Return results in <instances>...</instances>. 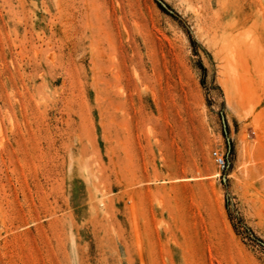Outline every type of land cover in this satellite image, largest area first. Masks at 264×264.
<instances>
[{"label":"rangeland","instance_id":"obj_1","mask_svg":"<svg viewBox=\"0 0 264 264\" xmlns=\"http://www.w3.org/2000/svg\"><path fill=\"white\" fill-rule=\"evenodd\" d=\"M0 264H264V0H0Z\"/></svg>","mask_w":264,"mask_h":264},{"label":"built area","instance_id":"obj_2","mask_svg":"<svg viewBox=\"0 0 264 264\" xmlns=\"http://www.w3.org/2000/svg\"><path fill=\"white\" fill-rule=\"evenodd\" d=\"M212 158L220 171H227L230 168L231 159L227 149L224 152H221L219 149L213 150Z\"/></svg>","mask_w":264,"mask_h":264},{"label":"bare ground","instance_id":"obj_3","mask_svg":"<svg viewBox=\"0 0 264 264\" xmlns=\"http://www.w3.org/2000/svg\"><path fill=\"white\" fill-rule=\"evenodd\" d=\"M221 80H223V79H221ZM229 83H231V82H228L227 79H224L222 81V85H223V88L225 90L227 102L230 103L232 92H231V87H230L231 84L229 85ZM219 175H220V172L217 171L215 176H219Z\"/></svg>","mask_w":264,"mask_h":264}]
</instances>
